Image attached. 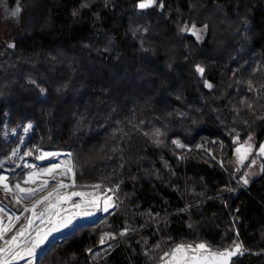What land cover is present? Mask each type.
<instances>
[{
  "label": "trees",
  "instance_id": "16d2710c",
  "mask_svg": "<svg viewBox=\"0 0 264 264\" xmlns=\"http://www.w3.org/2000/svg\"><path fill=\"white\" fill-rule=\"evenodd\" d=\"M20 1L0 46V160L68 152L76 184L116 202L39 264H157L199 243L264 264V157L247 183L253 159L236 161L264 141V0Z\"/></svg>",
  "mask_w": 264,
  "mask_h": 264
},
{
  "label": "rangeland",
  "instance_id": "374dc122",
  "mask_svg": "<svg viewBox=\"0 0 264 264\" xmlns=\"http://www.w3.org/2000/svg\"><path fill=\"white\" fill-rule=\"evenodd\" d=\"M12 1H14V3ZM17 8L19 9V12L17 13V15L13 16L12 13L16 11ZM22 9L23 8L21 5V1L18 4V0H1V4H0V46L4 43H8V44L13 43L10 38L14 36V34L16 33V30L21 24L22 17L20 13H22L23 11ZM196 31L198 35L197 34L195 35H197L199 39L203 40L206 36V29L194 28L195 33ZM5 37L6 39H4ZM32 128H33V125H30V127L28 126V131L30 132ZM22 149L23 147L21 144L13 152V154L10 157L8 156L0 160V167L3 168L2 172H0V177L6 178L2 183H0V188L5 194H8V195L10 194L12 197H14L16 202L20 203L22 206V209L18 211L15 208L11 207L10 205L5 204L2 200H0V226L2 227L10 226L11 227V230L6 232L3 239H1L2 244L0 245V247H5V241L10 240L12 236L16 235V233L22 227H25L29 219L33 220V229L37 227H47V224L41 225L40 220L34 218L32 212L27 211L26 209H31L32 204L35 200L41 198L44 195H47V193L51 191L52 188L55 187L61 181L65 185H69V187L67 188L59 189L61 193H65V192L70 193L74 190H86V192L95 193L100 196V200L98 201L100 205L99 210L103 209L104 201L106 199L109 205V209L115 208L116 206L115 195H114V192L110 188L102 189L99 186V188L97 189L94 186H78L76 184L75 171L73 168V161L71 160L69 156L71 155L70 153L44 151L42 153H39V155H34L29 150L27 152H23ZM45 154H49V155H45ZM241 156H245V159L241 161V163L247 162L248 159L251 157L249 152L248 153L244 152ZM239 157H240V154L236 152L237 162H238ZM56 165H59V167L56 168L55 171L51 175H49L47 173V170L49 168H53ZM23 166L26 168V170L17 174V172ZM68 167H71L72 172H67ZM261 169H262V166L260 164V161L257 155V157H254V160H252V164L250 165L249 170L246 174V180L249 182L252 179H254L257 175L260 174ZM73 173H74V177H73ZM73 179L75 181L74 187L71 186L73 184ZM44 181H47L48 185L47 187L42 188ZM4 184L8 185V189L4 188ZM17 185H19L20 188L34 189L36 191L34 192L32 196H27L26 193H21L19 191V189L16 187ZM78 199L79 198H76L74 202H80V200ZM53 200H55V197H53ZM46 206H47V202L45 204L40 205L36 209L37 213L41 212ZM89 210H97V209L90 208ZM51 211L52 212L60 211L61 215H66V214H71L72 212L76 211V209H73L71 205L69 204L61 203L58 206V208H53L51 209ZM45 215H47V213H45ZM29 231H31V229ZM24 239H25L24 237L19 238V242L22 245L24 244ZM204 244L208 246V244L206 243ZM184 245L195 246L196 244H184ZM171 251L164 254V256L162 257V260L157 264H168L171 257L167 254L170 253ZM93 254L96 259L101 258L100 250L94 251ZM36 259L37 258H35L34 260ZM18 260L19 259L13 260L11 264H17Z\"/></svg>",
  "mask_w": 264,
  "mask_h": 264
},
{
  "label": "snow or ice",
  "instance_id": "6c2138e0",
  "mask_svg": "<svg viewBox=\"0 0 264 264\" xmlns=\"http://www.w3.org/2000/svg\"><path fill=\"white\" fill-rule=\"evenodd\" d=\"M154 3L155 0H144V2H141L138 5V7L143 9L152 6ZM18 12L19 9L17 8L12 15L15 16ZM195 34L196 33L193 32V35ZM196 71L201 75L204 73V69L200 66L196 67ZM206 86L209 88L212 87V85L207 82ZM236 151L237 153H241L242 149L237 148ZM243 151L247 152V149H243ZM260 153L264 154V145L260 146ZM244 159L245 156H241V161ZM58 167L59 165L49 168L47 173L51 175ZM67 172H72L71 167H68ZM5 179V177H0V183H2ZM244 182L247 183V180ZM47 185L48 182L44 181L42 188L47 187ZM71 186H75L74 179ZM16 187L21 193H26L27 196H32L36 191L34 189L20 188L19 185ZM67 187H69V185H65L62 181L59 182L52 188L51 191L47 193V195L35 200L31 209H26L27 211L32 212L34 218L40 220L41 225L47 224V227H37L33 229V220L29 219L25 227H22L16 235L12 236L10 240L5 241V247H0V264H11L13 260L25 259L26 257L29 258L28 264H32L30 258L36 254V250L40 248L54 232H59L64 228H68L73 223V219L77 216L91 215L92 213L89 210L90 208H95L97 210L100 209V205L98 203L100 196L98 194L84 191H72L70 193H61L59 191V189ZM94 187L98 189L99 185H95ZM4 188L8 189V185L4 184ZM53 197H55V200H53ZM73 197H79L80 202H73ZM46 202L47 206L41 212L37 213L36 209ZM69 202H71V207L76 209V211L72 212L70 215H61L60 211H51L53 208H58L61 203ZM102 210L104 212L109 210L107 199L104 201V207ZM45 213H47V215H45ZM30 229L31 231H29ZM10 230V226H0V239H3L5 233ZM21 237L25 238L23 245L19 242V238ZM101 243H103V240ZM239 248L240 246L236 245L235 251L224 250L222 252H214L204 243L196 244L195 246L180 244L167 254L171 257L168 264H229V258L235 255L236 251H239Z\"/></svg>",
  "mask_w": 264,
  "mask_h": 264
},
{
  "label": "water",
  "instance_id": "95a60500",
  "mask_svg": "<svg viewBox=\"0 0 264 264\" xmlns=\"http://www.w3.org/2000/svg\"><path fill=\"white\" fill-rule=\"evenodd\" d=\"M18 4H19V0H18ZM147 8H149V7H147ZM206 82L212 85L210 80L207 79ZM206 88L211 89L212 87L209 88V87L206 86ZM235 139H237V137ZM262 145H264V141H263ZM237 148H241L242 149L241 154H243L245 152V151H243V149H247V145H246V143H240V144L237 145L236 149ZM69 156H70V158L72 160V156L71 155H69ZM113 209H109L107 212H104L103 210H90L91 213H92L91 215H88V216L81 215V216L75 217L73 219V223L68 228H64V229H62L59 232H54L48 238V240L43 245H41L40 248H38L36 250V254L33 257L30 258L31 261H32V264H39L40 259L51 249V247L57 241H60V240L65 239V238H67V237H69L71 235H74L81 228L88 227V226H93V225L98 224L109 213H111ZM66 215H70V214H66ZM239 246H240L239 251H236V254L229 258V264H233V261L242 252V246L241 245H239ZM229 251H235V247L233 249H230ZM214 252H222V251H214ZM35 258H37V259L34 260ZM28 259H29L28 257H26L25 259H19L17 264H25V263L28 262Z\"/></svg>",
  "mask_w": 264,
  "mask_h": 264
},
{
  "label": "flooded vegetation",
  "instance_id": "af4514ba",
  "mask_svg": "<svg viewBox=\"0 0 264 264\" xmlns=\"http://www.w3.org/2000/svg\"><path fill=\"white\" fill-rule=\"evenodd\" d=\"M246 145H247V153L249 152L250 153V155H251V159H253L254 160V157H257V155H258V158H259V161H260V164H261V166H262V163H261V161H262V157H264V154H262V153H260V146L259 147H257L255 144H252L251 142L250 143H246ZM240 154V157L239 158H241V153H239ZM254 154L256 155V156H254ZM249 158V159H250ZM252 164V163H251ZM26 264H28V263H26Z\"/></svg>",
  "mask_w": 264,
  "mask_h": 264
},
{
  "label": "bare ground",
  "instance_id": "6f19581e",
  "mask_svg": "<svg viewBox=\"0 0 264 264\" xmlns=\"http://www.w3.org/2000/svg\"><path fill=\"white\" fill-rule=\"evenodd\" d=\"M142 1V0H141ZM13 3H14V1H12ZM20 2V1H19ZM144 9V8H143ZM22 11V10H21ZM20 11V12H21ZM21 14V13H20ZM19 15V14H18ZM16 22V21H15ZM18 23V22H17ZM194 27V26H193ZM7 29V28H6ZM196 34H197V31H196ZM190 35H192L191 33H190ZM198 35V34H197ZM8 36V35H7ZM4 39H6V37L4 38ZM230 39V38H229ZM228 40V39H227ZM231 40V39H230ZM234 41V40H233ZM230 42V41H229ZM74 191H84V192H86V190H74ZM76 198H79V197H73V202H74V200L76 199ZM78 200H80V198L78 199ZM66 204H69V205H71V202H69V203H66ZM99 250V249H98Z\"/></svg>",
  "mask_w": 264,
  "mask_h": 264
}]
</instances>
